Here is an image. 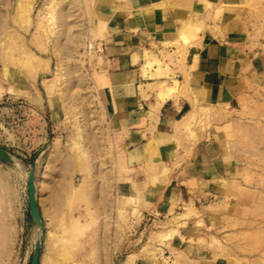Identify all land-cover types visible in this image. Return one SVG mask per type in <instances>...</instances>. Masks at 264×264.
Listing matches in <instances>:
<instances>
[{"label":"rangeland","instance_id":"374dc122","mask_svg":"<svg viewBox=\"0 0 264 264\" xmlns=\"http://www.w3.org/2000/svg\"><path fill=\"white\" fill-rule=\"evenodd\" d=\"M247 7L264 18V0ZM106 36L96 0H0V149L11 159L0 156V264H31L41 239L40 264H182L159 260L153 242L171 234L145 231L127 190L100 94ZM255 94L227 135L241 176L227 183L222 223L200 240L238 264H264V85ZM32 169L43 228L30 213Z\"/></svg>","mask_w":264,"mask_h":264},{"label":"crops","instance_id":"0c3cea01","mask_svg":"<svg viewBox=\"0 0 264 264\" xmlns=\"http://www.w3.org/2000/svg\"><path fill=\"white\" fill-rule=\"evenodd\" d=\"M96 2L107 33L101 100L145 231L171 234L153 242L159 260L238 264L215 253L209 236L207 245L200 240L222 223L227 183L242 173L227 135L264 85V18L251 14L248 0ZM169 88L172 96L161 101ZM186 115L194 118L185 122ZM204 120L211 128L200 125Z\"/></svg>","mask_w":264,"mask_h":264},{"label":"water","instance_id":"95a60500","mask_svg":"<svg viewBox=\"0 0 264 264\" xmlns=\"http://www.w3.org/2000/svg\"><path fill=\"white\" fill-rule=\"evenodd\" d=\"M0 156L3 158H7L8 160H11L8 157L7 152L0 149ZM29 205H30V213L33 218V220L36 222L39 228H43V219L41 212L39 210L38 202H37V191H36V180H35V171L32 169V171L29 174ZM43 246V240L39 242V244L36 247L33 260L31 264H40L41 261V251Z\"/></svg>","mask_w":264,"mask_h":264},{"label":"bare ground","instance_id":"6f19581e","mask_svg":"<svg viewBox=\"0 0 264 264\" xmlns=\"http://www.w3.org/2000/svg\"><path fill=\"white\" fill-rule=\"evenodd\" d=\"M200 26H201V25H200ZM157 62H158V61H157ZM177 82H178V81H177ZM175 83H176V82H175ZM175 83H174V84H175ZM170 86H171V85H170ZM168 87H169V86H168ZM173 87H174V86H173ZM163 88H165V87H163ZM166 88H167V85H166ZM176 88H177V87H176ZM176 88H175V89H176ZM165 90H166V92H164L163 90H161L162 92L165 93V95H163L164 93H163V94L160 93V94H162V95H161V98H162L161 101L163 100V102L166 101L168 98H170V97L172 96L171 94H172L173 91H174L173 88H169V89H165ZM167 90H168V93H167ZM166 93H167V94H166ZM175 93H176V91H175ZM191 114H192V113H191ZM187 116H188V115H186V117H185V118H186L185 122H189V116H190V115H189L188 117H187ZM191 116H192V115H191ZM191 116H190V117H191ZM191 118H194V117L192 116ZM187 119H188V121H187ZM179 121H180V120H179ZM181 121H183V120H181ZM190 121H191V120H190ZM191 122H192V121H191ZM183 123H184V121H183ZM178 124H179V123H178ZM186 124H187V123H185V125H186ZM188 124H189V123H188ZM178 128H179V127H178ZM181 136H182V135H181ZM178 138H179V137H178ZM27 183H28V182H27Z\"/></svg>","mask_w":264,"mask_h":264}]
</instances>
